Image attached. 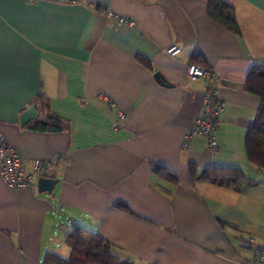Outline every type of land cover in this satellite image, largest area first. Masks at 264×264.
Returning a JSON list of instances; mask_svg holds the SVG:
<instances>
[{
  "label": "crops",
  "instance_id": "0c3cea01",
  "mask_svg": "<svg viewBox=\"0 0 264 264\" xmlns=\"http://www.w3.org/2000/svg\"><path fill=\"white\" fill-rule=\"evenodd\" d=\"M209 1L0 0V130L24 159L67 161L52 175V193L39 191V177L13 190L0 171V264H42L46 253L70 258L66 237L78 227L135 264L256 257L264 171L249 161L246 136L262 99L245 81L264 64V0H224L236 8L240 35L210 17ZM172 44L182 46L177 55L166 52ZM193 58L217 74V156L204 136L185 146L205 113V81L188 74ZM32 104L38 117L22 125ZM49 115L65 128L35 127ZM191 164L238 168L246 180L236 189L196 179ZM69 218L74 225L62 227Z\"/></svg>",
  "mask_w": 264,
  "mask_h": 264
},
{
  "label": "trees",
  "instance_id": "16d2710c",
  "mask_svg": "<svg viewBox=\"0 0 264 264\" xmlns=\"http://www.w3.org/2000/svg\"><path fill=\"white\" fill-rule=\"evenodd\" d=\"M209 14L214 21L230 32L241 34L236 8L233 5L224 0H210ZM137 59L152 69L151 63L144 57L138 56ZM193 62L206 65L199 58H193L191 63ZM245 87L247 91L262 99L254 124L249 128L246 136V152L252 165L264 171V64L256 65L250 70ZM49 116V119L38 121L35 127L42 131H61L65 128L61 117ZM155 170L167 181L177 183V176L166 168L156 166ZM190 173L193 178L232 186L236 189L246 180L241 169L232 167H211L200 171L196 165L191 164ZM66 243L71 249L70 259L62 258L54 253H46L42 264H135L131 259H121L115 255L106 239L81 227L75 228L67 235Z\"/></svg>",
  "mask_w": 264,
  "mask_h": 264
},
{
  "label": "built area",
  "instance_id": "2783aa9c",
  "mask_svg": "<svg viewBox=\"0 0 264 264\" xmlns=\"http://www.w3.org/2000/svg\"><path fill=\"white\" fill-rule=\"evenodd\" d=\"M120 24H132V20L119 16ZM182 50L179 44H172L166 48L169 55H177ZM188 74L192 80L203 78L205 91L203 94L204 116L198 120L197 126L190 128L185 135V146H188L193 136H204L209 139V147L213 156L218 155V139L215 136L216 123L223 112L224 105L218 100V90L215 84L217 74L212 68L201 63H190ZM64 162V158L58 157L51 160L24 159L17 149L10 144L5 134L0 130V171L8 185L13 190H20L31 185L32 181L40 176H52L54 171ZM62 206L58 204L56 211ZM74 225L72 218L66 221L65 226ZM245 264H264V244L260 246L256 257L249 259Z\"/></svg>",
  "mask_w": 264,
  "mask_h": 264
},
{
  "label": "water",
  "instance_id": "95a60500",
  "mask_svg": "<svg viewBox=\"0 0 264 264\" xmlns=\"http://www.w3.org/2000/svg\"><path fill=\"white\" fill-rule=\"evenodd\" d=\"M154 77L159 83L167 86L170 85V82L163 76V74L160 71H156L154 73ZM36 117H38V110L36 104H32L21 115L20 117L21 124L26 125ZM58 182L59 180L52 176H40L38 178L39 191L52 193Z\"/></svg>",
  "mask_w": 264,
  "mask_h": 264
},
{
  "label": "rangeland",
  "instance_id": "374dc122",
  "mask_svg": "<svg viewBox=\"0 0 264 264\" xmlns=\"http://www.w3.org/2000/svg\"><path fill=\"white\" fill-rule=\"evenodd\" d=\"M64 257H66V256H64ZM67 259H70V258L68 257Z\"/></svg>",
  "mask_w": 264,
  "mask_h": 264
}]
</instances>
